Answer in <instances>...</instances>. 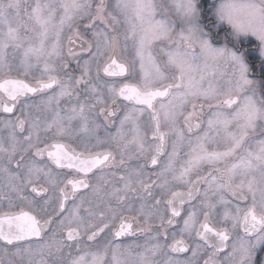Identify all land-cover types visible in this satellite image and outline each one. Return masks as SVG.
Listing matches in <instances>:
<instances>
[{"label": "snow or ice", "instance_id": "6c2138e0", "mask_svg": "<svg viewBox=\"0 0 264 264\" xmlns=\"http://www.w3.org/2000/svg\"><path fill=\"white\" fill-rule=\"evenodd\" d=\"M0 264H264V0H0Z\"/></svg>", "mask_w": 264, "mask_h": 264}]
</instances>
